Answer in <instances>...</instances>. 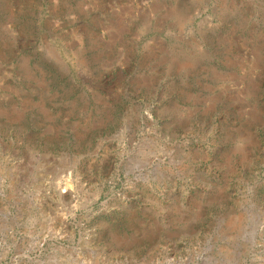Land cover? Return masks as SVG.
I'll use <instances>...</instances> for the list:
<instances>
[{"label": "rangeland", "instance_id": "obj_1", "mask_svg": "<svg viewBox=\"0 0 264 264\" xmlns=\"http://www.w3.org/2000/svg\"><path fill=\"white\" fill-rule=\"evenodd\" d=\"M0 264H264V0H0Z\"/></svg>", "mask_w": 264, "mask_h": 264}]
</instances>
